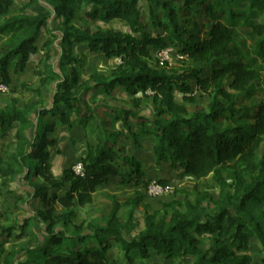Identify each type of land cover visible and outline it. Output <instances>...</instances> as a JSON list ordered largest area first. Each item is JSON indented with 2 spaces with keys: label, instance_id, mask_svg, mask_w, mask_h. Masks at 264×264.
I'll return each instance as SVG.
<instances>
[{
  "label": "trees",
  "instance_id": "trees-1",
  "mask_svg": "<svg viewBox=\"0 0 264 264\" xmlns=\"http://www.w3.org/2000/svg\"><path fill=\"white\" fill-rule=\"evenodd\" d=\"M140 2L53 0V11L36 4L29 15L10 14L14 0H0L3 86L11 83L10 70L22 72L36 55L35 45L42 33H47L51 14L60 21V61L68 66L78 63L73 54L78 45L119 61L109 77L93 74L81 81L76 69L65 74L63 67L60 75L50 63L53 42L47 40L42 45L43 71L38 75L41 86L57 82L53 106L39 110L35 121L28 117L29 107L19 108L15 100L0 110V138L19 125L14 153L7 160L0 158L1 187L25 175L32 183L33 197L47 207L37 212L44 226V241L30 234L27 242L9 252L0 243V264H15L18 256L25 259L18 264H112L107 257L112 245L123 253L126 264H136L135 255L145 259L160 256L180 263L190 257L192 264H251L247 252L251 240L258 243L264 264V222L254 213L255 207L264 204V151L257 154L264 146V100L254 115L238 103L240 96L256 92L255 83L260 85L262 78L264 82V25L256 21L264 17V0H150L154 8L150 9L149 21L153 29L161 31L156 36L146 31ZM242 6L244 9L239 10ZM200 9L205 24L201 27L193 22L186 28L182 19L189 24V18ZM92 22H121L127 30L92 28ZM201 28L205 31L202 35ZM238 28L249 29L253 48L239 37ZM167 47L185 57L181 63L188 61L191 66L181 72L166 69L164 64L152 67L150 49ZM118 89L134 97L132 109L94 107L86 100L91 94L112 101ZM146 91L158 103L152 118L136 111L138 95ZM175 91L187 101L195 102L199 92L211 100L206 107L197 106L189 117L186 107L176 103ZM72 122L83 130L93 128L99 138L96 146L87 145L85 156L78 161L83 176L71 170L73 162L58 179L50 172L49 150L57 143L55 130L70 127ZM131 122L135 130L130 128ZM114 123H120V132L111 131ZM143 137L152 139L151 152L157 165L168 164L196 182L194 200L186 198L183 205L164 204L161 211L148 213L143 231L131 240L125 237L126 225L118 217L123 205L112 197L111 212L103 227L88 225L85 233L83 225H73L74 209L90 205L96 191L109 182L137 186L142 180L146 189L151 181L144 180L142 165L122 149H115L120 138L138 145ZM209 176L218 187L215 212L206 205L210 195L199 190ZM157 182L167 186L165 180ZM142 200L138 193L128 204L139 205ZM56 205L62 213L53 214ZM27 225L24 221L22 226L0 228V233L11 237L18 231L16 238L20 240ZM72 225L73 231L68 232ZM204 239L210 242L208 248Z\"/></svg>",
  "mask_w": 264,
  "mask_h": 264
},
{
  "label": "rangeland",
  "instance_id": "rangeland-1",
  "mask_svg": "<svg viewBox=\"0 0 264 264\" xmlns=\"http://www.w3.org/2000/svg\"><path fill=\"white\" fill-rule=\"evenodd\" d=\"M149 1L150 0H141L138 8L140 15L144 19L146 31L152 36H156L158 33L161 34V31L155 30L151 26L149 12L152 7L154 8V5ZM52 3L53 0H14L10 14L26 13L30 15L36 4H42L45 8L53 11L51 7ZM238 9H244V6ZM158 12L159 10H157L156 13ZM199 12L194 13L189 18V24L185 23L186 19H182V23L186 28H191L193 22H197L201 27L205 24L206 20L204 18V12L202 9H200ZM181 13L182 12H179L180 16H182ZM51 16V19L47 23V33L43 32L39 42L35 45L36 55L31 57L22 72L14 74L12 70L9 71L11 75V83L8 86H2L0 88V110L9 106L12 101L15 100L19 108H24L26 106L29 107L30 110L28 111V117L35 121L39 110L50 109L53 106V95L57 82H54L49 86H41L42 77L38 75L39 71H43L45 51L42 49V45L47 40L53 42L52 52L50 53V63L53 64L55 72L60 75L61 68L63 67L65 74L69 73L71 68L76 69L80 75L81 81L86 80L93 74L109 77L112 70L119 65L118 60L109 59L103 54L96 55L90 53L85 45L74 47L73 54L78 60V63H73L68 66L66 62L60 61V34L58 33L60 21L55 19L54 14H51ZM159 17L160 16L158 15L157 18ZM256 21L257 23L264 25V17H259ZM89 25L92 28L100 27L102 30L111 28L124 31V28H127L126 25L121 22H114L108 25H100L98 22H92ZM204 32V29L201 28L200 34L202 35ZM237 33L239 37L247 42L248 46L253 48L254 42L249 38V29L238 28ZM49 34H52L53 38H51V35ZM168 49L170 48L168 47ZM150 53L151 66L156 67L160 65V59H163V53L156 49H150ZM171 53H169L170 55L167 56V59L163 63L165 68H173L177 72H181L182 69L191 66V63L188 61L181 63L179 60H176V58H174L176 54ZM197 67L199 68L200 66L198 65ZM226 84H228L227 80ZM255 88L256 92L252 96H240L238 99L240 106L250 108L251 115H254L257 105L264 100L263 78L260 85L255 83ZM226 90L231 92L228 88ZM174 95L176 103L186 107L189 117L193 115L197 106L206 107L211 100L210 96L200 92L194 96L195 102L185 100V96L177 91H175ZM138 97L140 98V103L136 111L139 112L141 116L152 118L158 108V103L155 102L152 93L146 91L143 95L139 94ZM86 100L90 104L92 103L94 107L97 106L103 108L107 105L111 108L132 109L134 97L129 96L123 90L118 89L115 91L112 101L105 99L102 96L92 97L91 94L87 95ZM100 112L103 111L100 110ZM100 112L99 114L103 115ZM71 121H73L72 116ZM18 128L19 125L15 124L7 136L0 138L1 159L7 160V156L14 153L17 142L15 135ZM130 128L135 130L133 122L130 123ZM121 130L122 127L120 123H114L111 127L112 132H120ZM93 131V128L83 130L74 122H72L70 127H61L55 130L57 143L54 149L49 150L51 170L55 171V178H62L64 169L68 168L73 162H75V164L76 162L78 163V159L85 155L87 145H97V139L99 138L98 132L94 133ZM30 132L31 131L27 134L28 137L31 136ZM124 135L127 136L125 131ZM152 144V139L146 137L141 138L138 145L134 144L131 140L120 138V140L115 143V149H122L125 155L134 157L142 165V170L145 174V181H167V195L157 197L148 196L142 188V180L138 181L139 184L137 186H134L133 184L123 185L109 182L96 191L90 205L83 208L76 207L74 209L75 214L73 225H83V232L85 231V233L88 232L85 229L88 225L103 227L109 213L111 212L110 198L112 197L117 200L119 204L123 205L118 212V217L120 221L126 225L125 237L128 240H131L143 231L144 219L148 213L161 211L164 204L179 202L183 205L186 198L190 201L194 200V187L196 182L188 176H183L179 170L170 169L168 164L157 165L152 157ZM263 151L264 146H262L257 152L258 156L262 155ZM199 190L210 195L211 198L206 201V205H208L209 210L215 212L216 208L214 202L218 198V187L212 180V176H209L201 182ZM138 193H141L143 196L142 202L139 205H129L128 201L136 198ZM46 209L47 207L43 206L40 199L33 197L32 183L25 175L17 176L14 180L9 182L7 187H1L0 182V228L22 226L24 221H28L23 239L17 240L16 236L19 235L18 231H14L11 237H7L0 233V242H3L4 248L7 252L19 248L22 242H27L30 239V234H37L40 240L44 241L41 233V229L44 226L40 222L37 212L39 210L45 211ZM254 209L255 215L264 222V204L257 206ZM53 210V214H60L63 212V209L58 205H56ZM73 225L69 227L67 230L68 232L73 231ZM60 228L64 230L62 225H60ZM203 242L206 248L210 246L209 240L204 239ZM247 248V252L252 259L251 264H262L263 255L260 252L258 243L251 240ZM107 257L112 264H126L123 258V253L115 245H112ZM134 258L136 264H192L193 262V259L190 257L185 258L183 263L154 255H151L146 259L141 258L139 255H135ZM24 260L23 257L18 256L15 258L14 262L15 264H18Z\"/></svg>",
  "mask_w": 264,
  "mask_h": 264
},
{
  "label": "built area",
  "instance_id": "built-area-1",
  "mask_svg": "<svg viewBox=\"0 0 264 264\" xmlns=\"http://www.w3.org/2000/svg\"><path fill=\"white\" fill-rule=\"evenodd\" d=\"M169 48L170 49H168V47H167L166 49H163V50L159 51V52L163 53V57H162L163 59L162 60L160 59V65L159 66L163 65V63L167 59V56L170 55L169 53H171V52L173 54L174 53L176 54L174 56V58H176V60H179L180 62L185 60V57L180 56L179 54H177L176 51L173 48H171V47H169ZM163 51H165V52H163ZM2 86L3 85L0 84V88ZM71 170L74 172L75 175L81 176V177L83 176V167H82V164L80 162L74 164L72 166ZM145 192L150 197H157V196L167 195L168 189H167V186L163 187L157 181H151L148 184V186L146 187Z\"/></svg>",
  "mask_w": 264,
  "mask_h": 264
},
{
  "label": "water",
  "instance_id": "water-1",
  "mask_svg": "<svg viewBox=\"0 0 264 264\" xmlns=\"http://www.w3.org/2000/svg\"><path fill=\"white\" fill-rule=\"evenodd\" d=\"M99 24H100V25H103V24H101V23H99ZM125 30H127V29L124 28V31H125ZM50 172H51V174H52L53 176L55 175V171L51 170Z\"/></svg>",
  "mask_w": 264,
  "mask_h": 264
},
{
  "label": "crops",
  "instance_id": "crops-1",
  "mask_svg": "<svg viewBox=\"0 0 264 264\" xmlns=\"http://www.w3.org/2000/svg\"><path fill=\"white\" fill-rule=\"evenodd\" d=\"M79 46V45H78ZM85 155H83V156H81L79 159H81V158H83ZM79 159H78V161H79ZM65 170V169H64ZM0 243H3V242H0Z\"/></svg>",
  "mask_w": 264,
  "mask_h": 264
}]
</instances>
